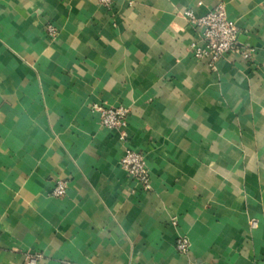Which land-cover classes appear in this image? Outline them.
Segmentation results:
<instances>
[{
  "label": "crops",
  "instance_id": "crops-1",
  "mask_svg": "<svg viewBox=\"0 0 264 264\" xmlns=\"http://www.w3.org/2000/svg\"><path fill=\"white\" fill-rule=\"evenodd\" d=\"M218 3L253 53L212 68L183 12ZM92 104L126 107V125ZM126 147L149 189L120 167ZM31 253L264 264V0H0V264Z\"/></svg>",
  "mask_w": 264,
  "mask_h": 264
},
{
  "label": "built area",
  "instance_id": "built-area-1",
  "mask_svg": "<svg viewBox=\"0 0 264 264\" xmlns=\"http://www.w3.org/2000/svg\"><path fill=\"white\" fill-rule=\"evenodd\" d=\"M98 4L111 9L114 0H96ZM184 17L193 28L197 29L204 41V50L195 49L194 56L197 58L208 57L209 66L214 68L215 63L229 55H239L244 59L251 57L253 49L239 46L237 41L238 29L228 19L223 3H218L203 16L196 17L192 11L187 9L183 12ZM51 35H55L53 26L47 27ZM91 110L99 114L100 123L109 129H120L126 125L128 109L122 105L117 107H105L92 104ZM120 167L127 175L142 189L150 188L149 174L146 167L144 155L131 147H126L119 159ZM66 193V182L56 181L51 189V194L61 197ZM188 241L180 237L176 241V248L180 252L188 250ZM41 257L39 253H31L27 256L28 264H35ZM65 264V263H61Z\"/></svg>",
  "mask_w": 264,
  "mask_h": 264
}]
</instances>
